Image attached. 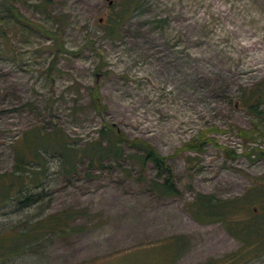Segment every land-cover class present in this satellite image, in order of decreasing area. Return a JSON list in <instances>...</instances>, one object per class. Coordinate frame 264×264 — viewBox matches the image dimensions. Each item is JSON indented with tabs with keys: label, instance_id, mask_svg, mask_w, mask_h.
Listing matches in <instances>:
<instances>
[{
	"label": "rangeland",
	"instance_id": "obj_1",
	"mask_svg": "<svg viewBox=\"0 0 264 264\" xmlns=\"http://www.w3.org/2000/svg\"><path fill=\"white\" fill-rule=\"evenodd\" d=\"M105 123L151 145L179 193L159 195L160 177L133 146L118 142L115 160L90 165L81 149L106 146ZM261 129L264 0H0V174L12 169L13 145L26 148L36 130L63 138L73 157L41 142V168L26 161L19 179L38 199L20 208L5 197L0 230L78 210L1 263L224 264L241 241L220 220H197L189 202L242 196L251 177L264 180ZM198 136L199 149L182 147Z\"/></svg>",
	"mask_w": 264,
	"mask_h": 264
},
{
	"label": "trees",
	"instance_id": "obj_2",
	"mask_svg": "<svg viewBox=\"0 0 264 264\" xmlns=\"http://www.w3.org/2000/svg\"><path fill=\"white\" fill-rule=\"evenodd\" d=\"M13 10H15L13 8ZM126 8H122L119 18L125 12ZM116 27L115 21L110 22L106 27V33L110 35L114 33ZM90 103L92 107L100 112L101 108L99 102V96L96 86H92L89 90ZM258 134L264 137V129H261ZM42 133V132H41ZM41 133H33V138L28 140V145L23 148L20 144L13 145L14 162L10 173L0 174V202H4V198L8 196L15 198L17 206L28 205L31 202H35L38 199V193L30 194L28 192L29 187L24 188L19 179L23 172H25V162L34 161L37 165V171L41 168L40 155L41 150L46 149L41 145V142L48 140V143L57 150L66 161L72 160V155L66 154L67 142L53 133L46 132L44 136H39ZM99 141L105 139L107 144L105 147L99 146L97 143L86 146L81 150L87 153L89 163L94 164L97 160L103 157H109L116 159L120 155V147L118 142L133 146L138 158V162L141 167H144L146 162H150L155 169L156 176L160 177V182H153L154 188L161 196H173L179 192L174 185L173 175L170 168L167 166L164 158L157 154L154 148L146 141L140 138L129 139L125 134L120 131H116L111 124H103L99 130ZM55 137H52V136ZM241 136L248 137L247 132H240ZM44 138V139H42ZM27 140V138H25ZM204 142L201 136L190 139L183 144V148L189 150L199 149V145ZM29 146V147H28ZM21 147L31 151L30 157L25 160V151L21 153ZM39 151V152H38ZM64 151V152H63ZM262 153V152H261ZM264 155V153H263ZM66 156V157H65ZM31 170L27 171L29 173ZM17 174L20 177L15 183L9 182V177L12 174ZM161 175V176H160ZM6 182V183H5ZM251 186L248 187L242 196H235L231 198H216L212 195H206L196 193L194 198L189 202L190 212L197 220L207 222L209 220H220L225 228L230 231L234 236L241 241V247L235 251L234 254H229L228 258L224 261V264H242L241 261L249 260L256 256H264V180H258L255 177L250 178ZM242 212L244 217L230 219L234 213ZM78 212L74 208H64L59 211L47 213L44 215V219H35L33 221L24 222V227L21 225L0 230V235H6L7 240L2 242L0 238V264L4 259H8L11 255H15L20 252L23 247L27 246L32 240H37L41 233H46L49 230L61 229L59 225L66 220L71 219ZM13 239H9L12 238ZM174 238L178 236L174 235ZM251 240L253 242H251ZM171 242H175L172 241Z\"/></svg>",
	"mask_w": 264,
	"mask_h": 264
},
{
	"label": "bare ground",
	"instance_id": "obj_3",
	"mask_svg": "<svg viewBox=\"0 0 264 264\" xmlns=\"http://www.w3.org/2000/svg\"><path fill=\"white\" fill-rule=\"evenodd\" d=\"M261 40V39H260ZM251 41V40H250ZM253 41V40H252ZM261 42V41H260ZM254 43V42H253ZM258 44V43H257ZM253 45V44H252ZM263 45V44H262ZM261 46V45H260ZM252 47H254V46H252ZM262 47V46H261ZM251 48V47H250ZM249 50H251V49H249ZM261 52V51H260ZM253 53V52H252ZM259 53V52H258ZM260 54V53H259ZM255 55H256V52H255ZM258 55V54H257ZM256 55V56H257ZM262 56H263V54H262ZM253 59V58H252ZM255 59V58H254ZM263 59V58H262ZM259 60H260V57H259Z\"/></svg>",
	"mask_w": 264,
	"mask_h": 264
}]
</instances>
